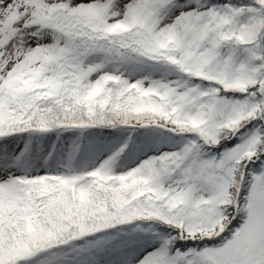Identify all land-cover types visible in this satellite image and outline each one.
<instances>
[{"label":"snow or ice","instance_id":"6c2138e0","mask_svg":"<svg viewBox=\"0 0 264 264\" xmlns=\"http://www.w3.org/2000/svg\"><path fill=\"white\" fill-rule=\"evenodd\" d=\"M0 264H264V0H0Z\"/></svg>","mask_w":264,"mask_h":264}]
</instances>
